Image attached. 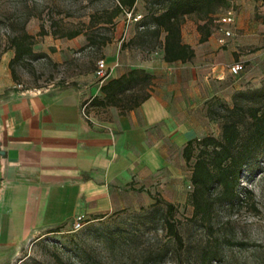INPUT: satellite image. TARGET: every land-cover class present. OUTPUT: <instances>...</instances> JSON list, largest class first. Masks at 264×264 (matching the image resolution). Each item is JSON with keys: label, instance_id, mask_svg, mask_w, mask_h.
Instances as JSON below:
<instances>
[{"label": "crops", "instance_id": "1", "mask_svg": "<svg viewBox=\"0 0 264 264\" xmlns=\"http://www.w3.org/2000/svg\"><path fill=\"white\" fill-rule=\"evenodd\" d=\"M235 1L242 6L240 12L254 13V0ZM236 19L237 13L230 25L232 34L223 44L217 43V32L204 40L195 29L187 35L181 20L179 42L193 51L185 61L164 60L159 42L147 48L131 45V40L120 44L121 52L136 48L143 56L115 60L113 65L103 58L110 68L107 79L131 69H141L150 78L111 103L88 104L89 119L80 113L81 102L103 96L99 86L90 83L24 90L4 104L0 118L10 124L9 156L14 163L8 168L0 203L7 237L21 241L41 227L77 215L92 219L149 204L156 182L186 185L188 163L182 149L187 141L210 135L213 119L207 106L227 99L229 88H234L227 65L264 59V21L252 19L244 34L249 39L238 41L233 39ZM197 24L201 23L195 21L196 29ZM123 28V20L116 23L117 36ZM108 43L109 39L101 46ZM242 47H248L246 53L239 51Z\"/></svg>", "mask_w": 264, "mask_h": 264}, {"label": "rangeland", "instance_id": "2", "mask_svg": "<svg viewBox=\"0 0 264 264\" xmlns=\"http://www.w3.org/2000/svg\"><path fill=\"white\" fill-rule=\"evenodd\" d=\"M254 3V13L248 14L240 12L241 4L234 2L239 24L233 30L234 40L248 38L244 34L252 19L264 21V0ZM116 4V0H0V109L24 90H57L71 83L97 85L92 75L96 59L105 58L113 65L115 60L143 56L136 48L121 52L119 45L127 40L131 45L156 47L158 40L151 35L138 36L141 23L137 20L144 19L150 26L148 13L160 9L164 0H135L129 15L123 10L105 23ZM222 10L213 14L202 31L196 29L193 15H185L181 21L185 33L190 35L195 29L199 35L208 31L213 37ZM122 20L124 28L117 36L115 25ZM73 30L79 33L69 38ZM23 31L31 35L33 54L24 55L10 67L13 48L8 41ZM88 37L92 43L87 42ZM105 38L109 43L101 46ZM246 49L239 51L246 53ZM236 61L242 64L241 70L234 76L228 74L234 88H229L227 99L216 101L228 107L234 91L264 83V59ZM219 133L220 123L213 120L210 135L218 137ZM186 170L189 175L188 164ZM155 186L151 189V203L158 201L155 206L139 204L92 219L81 218L76 229L70 218L41 227L21 241L8 237L0 243V264H264V143L242 168L235 198L230 202L207 199L204 214L193 216L187 200L189 181L186 185L156 182ZM167 202L173 206L169 213L164 212ZM166 218L173 221L179 240L169 234Z\"/></svg>", "mask_w": 264, "mask_h": 264}, {"label": "trees", "instance_id": "3", "mask_svg": "<svg viewBox=\"0 0 264 264\" xmlns=\"http://www.w3.org/2000/svg\"><path fill=\"white\" fill-rule=\"evenodd\" d=\"M116 2L113 13L105 23H111V18L123 10L130 12L135 0ZM227 6L225 0H164L160 9L148 13L153 27L147 29L143 19L139 22L141 30L137 34L141 38L151 35L155 40L162 34L157 42L160 43L164 60H189L193 56L192 49L179 42L178 25L182 17L193 15L195 21L201 20L202 23L197 24V29L202 31L212 21L213 14ZM78 33V30H73L68 37H74ZM207 34L208 31L202 33L200 40H204ZM30 40L31 35L25 31L9 39V45L13 48V57L8 63L10 67L24 55L33 54ZM106 40L108 39H102L100 45ZM87 42L92 43L93 40L88 37ZM149 78L150 75L141 69H131L126 74L104 80L99 86L103 96L90 98L88 104L111 103L117 95L146 83ZM144 97L145 95L141 98ZM206 113L210 119L219 121V136L205 135L200 139L187 141L182 149V157L190 168L191 190L187 200L193 206V216L206 212L207 199L230 202L235 198L242 168L264 143V83L253 89L234 91L231 94L230 107L214 102L207 106ZM157 202L154 199L151 205L155 206ZM172 209V204L165 203L164 212L169 213ZM165 222L169 234L174 240H179L173 221L166 218Z\"/></svg>", "mask_w": 264, "mask_h": 264}, {"label": "built area", "instance_id": "4", "mask_svg": "<svg viewBox=\"0 0 264 264\" xmlns=\"http://www.w3.org/2000/svg\"><path fill=\"white\" fill-rule=\"evenodd\" d=\"M228 3V6L221 11L220 15L218 16L216 22L217 26L215 28V32L218 33L216 37V41L219 44H223L225 38L229 37L232 34L231 26L234 23V10L233 4L235 0H225ZM129 15V13H128ZM242 68V64L238 61L232 62L227 65V70L231 75H236ZM110 74V68L106 66L103 58H98L95 61L93 75L96 78L97 86H100L101 83L107 79ZM89 100H84L80 104V113L83 118L89 119L86 113V106ZM81 216L77 215L73 219L75 221L74 228L76 229L79 226L78 221L81 220Z\"/></svg>", "mask_w": 264, "mask_h": 264}, {"label": "water", "instance_id": "5", "mask_svg": "<svg viewBox=\"0 0 264 264\" xmlns=\"http://www.w3.org/2000/svg\"><path fill=\"white\" fill-rule=\"evenodd\" d=\"M11 128L7 120L0 122V203L6 189V175L8 168L14 163L10 160L9 147L11 141ZM6 232L0 219V243L7 239Z\"/></svg>", "mask_w": 264, "mask_h": 264}]
</instances>
